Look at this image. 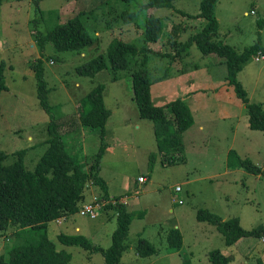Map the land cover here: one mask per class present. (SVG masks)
Returning a JSON list of instances; mask_svg holds the SVG:
<instances>
[{
	"label": "rangeland",
	"instance_id": "rangeland-1",
	"mask_svg": "<svg viewBox=\"0 0 264 264\" xmlns=\"http://www.w3.org/2000/svg\"><path fill=\"white\" fill-rule=\"evenodd\" d=\"M104 1L40 0L39 12L34 10L31 0L1 1L0 64H4L9 88L0 94V152L6 155L4 165L12 164L15 153L25 150L24 167L32 172L47 148L50 117L39 104L31 67L33 61L42 57L51 114L58 122H66V129L62 127L63 142L68 154L86 170L96 164L100 138L97 131L87 130L85 135L80 132V99L96 84L104 85V103L110 113L98 175L110 194H126V210L141 211L139 217H133L126 241L143 239L154 251L149 256H135L130 247L123 254L122 264H145L152 257L154 261L149 264H211L208 254L216 250L229 258L228 264H264L263 238H242L226 246L215 226L197 220V210L206 209L223 221L237 217L244 230L264 228V130L250 126L247 105L226 82L223 58L203 55L195 44L188 47L187 55L175 53L182 46H175L174 39L186 42L205 22L189 16L199 12L200 0H174L172 8L146 11L160 16L164 25L161 40L150 44V49L175 57L170 60L148 55L151 103L161 105L180 98L189 106L194 119L182 133L177 148L165 155L157 152L152 122L138 116L131 81L126 75L119 71L113 81L108 70L93 77L76 72L87 61L104 55L112 39L141 48L144 12L138 7L145 0H132L130 7L137 13L134 21L127 23L113 21L107 13L110 3L103 5ZM112 3L119 11L120 7L113 0ZM93 8H97L96 18L85 19L95 37L92 46L81 52L56 51L48 42L40 55L38 31L47 32L80 11ZM213 15L217 20V30L211 36L213 42L227 44L238 53L259 41L264 46V0H216ZM164 73H168L167 78L157 80ZM237 79L246 89L250 103L264 108V60L251 58L242 66ZM72 120L74 126L69 130ZM230 150L258 165L261 173L230 169L227 164ZM139 176L147 180L139 183ZM89 185L100 191L98 186ZM90 187L85 193L86 201L91 200ZM102 220L100 214L90 219L75 213L61 219L59 225L56 221L49 223L47 233L57 249L70 253V264H105L100 252L62 244L57 239L60 232L82 234L90 239L95 237L94 242L98 239L97 244L105 246L111 236L109 232L116 228V220L105 223L107 229L102 226L97 236L98 232L93 234L90 229ZM77 225L82 229L80 232L74 229ZM173 229L181 231L183 247L179 253L166 255L171 248L168 237ZM15 230L12 226L0 231V256L6 255Z\"/></svg>",
	"mask_w": 264,
	"mask_h": 264
},
{
	"label": "trees",
	"instance_id": "trees-1",
	"mask_svg": "<svg viewBox=\"0 0 264 264\" xmlns=\"http://www.w3.org/2000/svg\"><path fill=\"white\" fill-rule=\"evenodd\" d=\"M2 0H0L1 3ZM34 10L39 12L40 0H31ZM119 11L112 7V0H106L103 5L110 3L107 12L113 21L131 22L136 17V10L130 7L132 0H113ZM174 0H145L139 4V9L144 12L142 25L141 48L119 39H112L104 55H99L87 61L76 69L84 77H93L103 70H108L113 75L121 71L131 81L132 97L135 102L138 116L152 122V132L156 140L157 152L167 154L177 148L179 139L184 131L189 129L194 119L189 106L182 99H174L161 105H153L150 100L149 87L151 80L146 69L148 55L175 57L168 54L160 55L150 49L149 45L161 40L163 34V20L160 16L147 14L151 8H172ZM216 0H200L199 12L189 15L192 18L205 20L197 32L189 35L184 43L174 39V45L181 44L182 48L175 51L177 56L184 55L188 47L195 44L203 55L213 54L223 58L227 76L226 82L232 87L236 97L247 105L249 122L252 129L264 130V108L255 103H250L246 89L238 81L237 76L242 66L251 58L264 55V46L259 41L254 46L236 52L233 47L221 42H213L211 36L217 30V20L213 15ZM80 11L76 16L51 28L47 32H37L36 42L40 55L43 54L45 43H51L56 51H79L92 46L95 37L85 23L86 18H96L94 12ZM147 14V15H146ZM182 14H186L182 12ZM187 15V14H186ZM177 27V26H175ZM187 55V54H186ZM31 63L37 83V98L40 106L49 114L50 121L47 125L48 138L45 140L47 148L37 162L34 171L24 167L23 158L25 150L16 152V160L10 165H4L6 155L0 152V231L9 227H16L14 241L7 249L6 255L0 256V264H70V253L57 249L47 233V226L58 219H67L78 212L85 203V193L89 184L100 188L98 199L106 201L103 210L112 211L116 219V228L111 235V244L107 248L94 245L87 237L81 234L58 233L57 239L66 245H77L91 252H100L105 264H120L121 253L125 248L127 230L133 217H139L141 211L134 213L126 210V205L119 201V197L109 198L107 185L98 175L99 164L103 154L105 124L109 116V109L105 106L103 93L104 85L96 84L81 99L79 104V126L86 127L89 131H97L100 138V149L97 154L96 164L89 169L84 167L68 154L66 144L62 138V127L66 129V122H58L51 114L48 103L49 89L44 79V63L41 59ZM0 94L8 89L4 64H0ZM164 73L157 80L167 78ZM71 121L70 129L74 126ZM69 130H66L69 132ZM173 156V155H172ZM227 161L230 169L242 168L252 173H261L258 165L249 159L240 158L233 150L228 153ZM173 159V157H171ZM153 155H149L152 165ZM197 220L207 222L216 227L223 236L226 246H232L242 238L264 239V228L258 226L252 230H244L237 217L223 221L217 214L206 210H197ZM169 246L173 251H180L183 247V235L179 229L170 231ZM138 255H152L153 248L143 239H138L134 245ZM211 264H228L229 258L220 251L208 254Z\"/></svg>",
	"mask_w": 264,
	"mask_h": 264
},
{
	"label": "crops",
	"instance_id": "crops-1",
	"mask_svg": "<svg viewBox=\"0 0 264 264\" xmlns=\"http://www.w3.org/2000/svg\"><path fill=\"white\" fill-rule=\"evenodd\" d=\"M82 55H83V53H82ZM77 86H79V83L78 82H76L75 83ZM228 84V83H227ZM215 88V87H214ZM219 88H221V87H219ZM9 89V88H8ZM210 90H213V89H211L210 88ZM5 91V90H4ZM2 93V92H1ZM0 112H1V107H0ZM80 132L82 131L83 133H84V135H85V133H87L86 131H87V129H86V127H84V126H82V127H80ZM145 177V176H144ZM147 180V178L145 177V180L143 181V182H145ZM138 181V180H137ZM139 182V181H138ZM143 182H139V183H143ZM88 187H90V185L88 186ZM88 190V189H87ZM86 190V192L88 193V191ZM90 192H91V198L95 195V196H98V193H99V191H97L94 187H90ZM108 191V194H109V198L110 199H112V198H115V197H119L120 198V201L121 202H123L125 205H126V207L128 206V202H126V197H124V196H126V194H119V195H112V194H110V192H109V190H107ZM85 202H88V201H85ZM128 210V209H127ZM100 215H103V220L102 221H100V222H98V226H94V227H91V231H92V233L93 234H95V233H97V236L100 234L99 232H100V230H101V227L102 226H104V228L107 226V224H105V223H107V222H110L111 220H113V219H115V216H113L112 215V211L111 210H109L108 212H105L104 210H103V208L101 209V213H100ZM99 216V215H98ZM116 220V219H115ZM56 223V222H55ZM130 224H131V222H130ZM130 224H129V226H130ZM59 225V224H58ZM91 225H93V224H91ZM129 226H128V231H129ZM76 231H81L82 229H81V227L80 226H75V228H74ZM106 229H107V227H106ZM115 230V229H114ZM113 230V231H114ZM103 231H105V230H103ZM113 231L112 232H109L110 233V235H112V233H113ZM128 231H127V234H128ZM104 233V232H103ZM82 235V234H81ZM85 236V235H84ZM85 237H87L88 239H89V241L91 242V243H93L94 245H98V246H100V247H102V248H107L109 245H110V243H111V236H110V238L107 240V242H106V244H105V246H101L100 244H97L98 242H99V240L97 239L95 242H94V238L95 237H92L91 239L88 237V236H85ZM127 240V239H126ZM138 240V239H137ZM136 240V241H137ZM110 241V242H109ZM136 241L134 242V243H131V241H125V248L123 249V251H122V253H121V258H120V264H122L123 262H122V260L124 259V255L123 254H125V252H126V250L128 249V248H132V250L134 251V254H135V256L137 255V253H136V251H135V249H134V245L136 244ZM181 251V250H180ZM180 251H173L172 249H168V250H166V255H169V254H172V253H179ZM124 256V257H123ZM151 257V256H150ZM123 258V259H122ZM154 261V258L152 257V260L151 261H149L148 263H145V264H149V263H151V262H153Z\"/></svg>",
	"mask_w": 264,
	"mask_h": 264
},
{
	"label": "built area",
	"instance_id": "built-area-1",
	"mask_svg": "<svg viewBox=\"0 0 264 264\" xmlns=\"http://www.w3.org/2000/svg\"><path fill=\"white\" fill-rule=\"evenodd\" d=\"M256 60L257 61L264 60V55H258L256 57ZM137 180L139 182H143L145 180V177L144 176H139L137 178ZM119 201H120V199H119ZM111 202L114 203V200L112 199ZM105 203H106V201H100L98 199V197L94 195L91 198V200H89L88 202H85L80 207V209L78 210L77 213L79 215H81V216H88V217H90V219H95V217H97L101 213V209L103 207L102 205H104ZM56 223L60 224L61 223V219L56 220Z\"/></svg>",
	"mask_w": 264,
	"mask_h": 264
}]
</instances>
